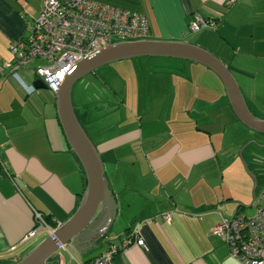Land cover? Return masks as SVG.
I'll list each match as a JSON object with an SVG mask.
<instances>
[{
  "label": "crops",
  "instance_id": "1",
  "mask_svg": "<svg viewBox=\"0 0 264 264\" xmlns=\"http://www.w3.org/2000/svg\"><path fill=\"white\" fill-rule=\"evenodd\" d=\"M90 1L144 15L148 40L182 41L214 50L213 56L227 68L236 57L247 58L251 73L245 75V85H237L241 95L243 90L247 93L248 110L259 118L258 111L264 110L256 102L264 95V76L258 71L264 67V0ZM40 4L41 0H0V65L13 62L9 43L25 39ZM198 19L215 26L190 32L189 25ZM241 43H248L250 50H241ZM30 70H18L16 77L0 76V264L16 262L48 230L63 224L76 210L85 187L82 169L60 130L54 94L33 86L37 80ZM172 77L141 83L147 93L144 100L151 106L133 113L146 123L156 115L166 131L140 124L106 140L92 133L89 137L71 100L100 156L113 219L96 247L91 242L99 223L74 247L66 246L67 260L58 254L52 264H89L109 244L132 232L143 247L128 246L113 256V264H239L228 256L213 228L220 217L253 214V201L264 191V143L249 142L254 139L233 115L221 83L207 101L204 95L182 93V83ZM105 84L103 90L110 97L91 96V105L86 104L90 113L122 112L126 87L121 95ZM158 86L162 92L156 93ZM152 100L160 104L156 111ZM259 205L264 210V197ZM34 213L45 219L48 230L21 243L35 227ZM163 214L169 216L168 223Z\"/></svg>",
  "mask_w": 264,
  "mask_h": 264
},
{
  "label": "built area",
  "instance_id": "2",
  "mask_svg": "<svg viewBox=\"0 0 264 264\" xmlns=\"http://www.w3.org/2000/svg\"><path fill=\"white\" fill-rule=\"evenodd\" d=\"M214 26V22L198 19L189 25V30L196 32ZM148 39L149 29L142 14L90 0H41L38 15L25 39L9 43L8 50L14 60L0 65V76L8 73L16 77L18 70L31 69L35 79L54 94L75 65L99 49L111 43ZM262 197L264 191L254 199L252 215L220 217L213 228V234L223 241L228 256L239 264H264V210L259 205ZM161 216L169 222L167 214ZM34 219L35 227L21 243L39 230H48L40 214L34 213ZM130 245L143 247V241L135 232L109 244L89 264H113V256Z\"/></svg>",
  "mask_w": 264,
  "mask_h": 264
},
{
  "label": "water",
  "instance_id": "3",
  "mask_svg": "<svg viewBox=\"0 0 264 264\" xmlns=\"http://www.w3.org/2000/svg\"><path fill=\"white\" fill-rule=\"evenodd\" d=\"M135 58L175 59L207 68L221 82L235 118L250 132L264 135V119L250 113L230 71L209 52L182 41L139 40L108 44L79 61L54 93L56 118L60 130L85 178L80 202L63 224L52 230L24 256L16 262L3 264H52L50 260L58 255L60 250H66V246L74 247L78 238L90 232L97 223L99 225L95 239L91 242L92 247H96L106 237L113 219L110 193L100 156L74 114L70 93L72 85L78 79L93 73L94 70L114 62ZM33 86L45 89L39 81L34 82ZM254 157L260 158L257 155ZM251 179L255 184L254 178Z\"/></svg>",
  "mask_w": 264,
  "mask_h": 264
},
{
  "label": "rangeland",
  "instance_id": "4",
  "mask_svg": "<svg viewBox=\"0 0 264 264\" xmlns=\"http://www.w3.org/2000/svg\"><path fill=\"white\" fill-rule=\"evenodd\" d=\"M240 48L241 50L247 52L250 50V45L248 43H241ZM210 52L212 55L217 54L214 50L209 51V53ZM171 64L173 66H168ZM249 64L250 62L247 58L239 59L238 57H236L235 60H233V62L230 64L228 69L238 85H245L246 79H244V77L245 75L251 73L249 71ZM237 68L243 71L244 74L236 72L235 69ZM258 71H260V74L264 76V67H260ZM30 72L31 73L29 74L34 77L33 71L30 70ZM172 75V78L175 82L182 83V93H190L191 95L195 94L197 96L204 95L206 96L205 99L207 101L212 100L214 97L211 96V94L213 93L215 86L221 85L219 79L210 70L194 63L166 58H135L118 61L94 70L93 73L78 79L72 85L71 100L73 106L76 107V116L78 117L81 125L84 127V130L88 133L89 137L90 133H92L93 135L97 136V139L101 140L109 139L120 133V131L126 130L128 128H137L140 126V124L142 126L149 125L151 131L154 130L153 127L155 128V131H166L167 128L164 127L165 123L159 121V119H154L156 115L151 117L152 122L146 123L143 120L139 121L133 113H136L137 110H142L141 108L143 107L151 106L149 100L146 102L144 100V95L147 93L144 92L143 87H140L141 83H156L158 81L164 82L167 81ZM176 77L183 79V81L177 80ZM99 83L102 85L103 83H106V86L112 88L117 94L121 93V95L124 94V88L126 87V97L125 95V98L121 96V98L124 100L122 112L115 111L114 114L108 115L92 114V112L90 113V106L86 104L91 105V96L100 98H107L109 96L107 92H104L103 86ZM197 88H200L201 90L197 92ZM154 91L156 93L162 92V87H154ZM242 96L245 103L249 106L250 100L248 99L247 93L244 90ZM147 97L148 96H146V98ZM261 97L262 100H256V102L259 105H263L261 107L264 109V95L262 94ZM136 98H138L137 104L135 103ZM152 102H154L153 109L156 111L160 104H158L159 102L155 103L153 100ZM165 103L166 101H163L162 108L166 107ZM85 105L87 106L86 109L83 108ZM216 106H219V104L217 103ZM169 107H171V104ZM173 109L177 110L176 108ZM257 116L264 119V110L258 111ZM158 117L161 120L163 119V116ZM222 118L224 119V117ZM248 132L251 133V137L255 140H250L249 142H253L255 145H258V143H256L257 141L264 143V135L250 132L249 130ZM243 165L244 164H242V166ZM59 254L62 259L67 260L65 251L60 250Z\"/></svg>",
  "mask_w": 264,
  "mask_h": 264
},
{
  "label": "flooded vegetation",
  "instance_id": "5",
  "mask_svg": "<svg viewBox=\"0 0 264 264\" xmlns=\"http://www.w3.org/2000/svg\"><path fill=\"white\" fill-rule=\"evenodd\" d=\"M228 69V68H227ZM229 70V69H228Z\"/></svg>",
  "mask_w": 264,
  "mask_h": 264
},
{
  "label": "trees",
  "instance_id": "6",
  "mask_svg": "<svg viewBox=\"0 0 264 264\" xmlns=\"http://www.w3.org/2000/svg\"><path fill=\"white\" fill-rule=\"evenodd\" d=\"M45 220V219H44Z\"/></svg>",
  "mask_w": 264,
  "mask_h": 264
}]
</instances>
